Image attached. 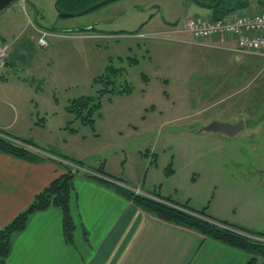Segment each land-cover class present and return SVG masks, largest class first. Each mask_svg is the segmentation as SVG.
<instances>
[{
	"label": "rangeland",
	"instance_id": "1",
	"mask_svg": "<svg viewBox=\"0 0 264 264\" xmlns=\"http://www.w3.org/2000/svg\"><path fill=\"white\" fill-rule=\"evenodd\" d=\"M54 1L13 0L0 9V44L9 45L10 60L0 77V125L29 134L43 146L30 148L43 156L55 150L83 163L52 154L62 160L61 171L103 165L109 174L139 185H123L135 193L158 192L264 233V123L234 134L203 130L212 121L237 123L245 107L258 104L264 111V63L238 94L189 96L182 87L186 80L168 81L167 73H191L193 64H186L191 56L193 71L202 74L205 65L197 64L194 53L198 45L189 43L192 37L185 32L159 31L166 22L208 9L192 0H112L83 14L60 16ZM254 1L264 4L246 0ZM41 30L68 37L47 34V45L41 46ZM162 43L172 47L170 58L157 56ZM229 62L221 58V64ZM108 66L122 70L115 83H95ZM127 84L129 91H118ZM102 86L115 91L99 95ZM80 95L100 96L93 125L68 124L65 105ZM247 236L264 243V236ZM250 256L252 264H264V255Z\"/></svg>",
	"mask_w": 264,
	"mask_h": 264
},
{
	"label": "crops",
	"instance_id": "2",
	"mask_svg": "<svg viewBox=\"0 0 264 264\" xmlns=\"http://www.w3.org/2000/svg\"><path fill=\"white\" fill-rule=\"evenodd\" d=\"M250 3L244 7L248 12L258 11L260 6L264 9V4L257 1ZM206 9L209 13L195 18H208L211 10ZM242 9L236 12H243ZM186 18L190 17L184 16L182 20ZM174 22H166L159 32L165 35L184 33L171 25ZM46 32H49L48 35L68 37L49 30ZM134 35L143 34L137 32ZM188 42L199 46L194 48V53L198 52L197 64L205 65L203 73L193 71L196 68L189 56L186 64H193L192 72L167 73V78L168 81L186 80L182 87L189 96L205 98L238 94L258 73L260 63H264L262 55L233 50L235 44L230 38L212 37ZM156 53L157 56L168 55L167 58H170L172 47L162 43L157 46ZM217 54L225 62L230 60L229 64H221ZM210 61L217 65V69L208 63ZM9 64L8 59L1 66L0 77ZM200 78L204 81H198ZM258 107L257 104L254 109L253 105L241 109L237 120H242L244 127H253L259 120L264 121V111ZM5 128L8 129L0 125V129L11 136L35 142L29 134L14 133ZM57 161L62 162L52 154L47 159L32 162L0 151V228L24 210L35 195L60 174L61 167ZM81 170L99 175L95 169L85 165ZM82 171L75 172L73 183L71 212L75 226L71 240L63 232L61 209L48 206L34 212L25 227L13 235L6 264H246L248 261L250 254L246 251L206 237L195 229L160 219L124 197L111 184L101 183ZM119 184L132 186V189L139 186L129 185L125 180ZM142 193L151 192L142 190Z\"/></svg>",
	"mask_w": 264,
	"mask_h": 264
},
{
	"label": "trees",
	"instance_id": "3",
	"mask_svg": "<svg viewBox=\"0 0 264 264\" xmlns=\"http://www.w3.org/2000/svg\"><path fill=\"white\" fill-rule=\"evenodd\" d=\"M97 1L100 0H60L59 7L65 11H77ZM230 2L231 4H235L232 8L227 7ZM261 2L262 1L259 3ZM247 5L248 3L246 0H221L220 5L210 9L211 14L208 18H222L230 13L236 12L238 9L246 7ZM233 8L237 9L232 10ZM120 72H122L121 68L108 66L107 72L101 76L95 77L94 82L97 83V81L99 82L104 80V82L101 83H104L105 85L110 83L112 86V84L115 83V78L119 76ZM104 86L101 87L103 89L99 90V95H103L108 91H110L109 93L115 91L113 88L115 86L110 87L108 90L104 89ZM129 89L130 86L127 84L126 87L120 88L118 91L124 92L129 91ZM99 108L100 96L80 95L70 98L65 105V109L70 115L68 124L70 125L74 121H79L83 125H93L94 116L97 111L99 112ZM70 129L75 130L72 127H70ZM30 146L41 149L38 144L30 139L14 137L0 129L1 152L32 162L48 158V156H43L38 151L30 148ZM51 152L60 158H70L71 161H75L78 165L83 164L80 160L65 154H60L55 150H52ZM57 163L59 167L63 166L61 161H57ZM95 171L99 175L88 176L100 181L101 183L111 184L114 189L124 197L132 200L137 206L159 217L160 219L195 229L206 237H210L229 246L244 250L249 254L251 253V255H264V243L246 235L264 236L263 232L251 230L226 219L213 217L207 213L205 207L202 209H194L188 205V202H177L172 200L170 197L161 196L158 192H151L154 196H150V194L147 193H135L132 189L119 184V182H123V180L107 173L102 165L97 167ZM74 177L75 171L70 170L67 166H65V170L61 171L60 174L43 190L38 192L24 210L19 212L8 223L0 228V264H6V259L11 249L13 235L25 227L27 220L34 212L47 208L48 206H56L61 209L63 214V232L65 237L68 240H71L72 232L75 226L71 212ZM103 177L118 180L119 182L109 183ZM180 206L182 208H180ZM253 261L254 256H250L246 264H252Z\"/></svg>",
	"mask_w": 264,
	"mask_h": 264
},
{
	"label": "built area",
	"instance_id": "4",
	"mask_svg": "<svg viewBox=\"0 0 264 264\" xmlns=\"http://www.w3.org/2000/svg\"><path fill=\"white\" fill-rule=\"evenodd\" d=\"M175 27L178 31L188 33L196 42L212 37L230 38L235 44L233 50L264 56V9L254 12H233L217 19L186 18ZM46 35L47 32L41 30L38 37L41 46L47 45ZM8 54L9 45L1 43L0 68L6 62Z\"/></svg>",
	"mask_w": 264,
	"mask_h": 264
},
{
	"label": "water",
	"instance_id": "5",
	"mask_svg": "<svg viewBox=\"0 0 264 264\" xmlns=\"http://www.w3.org/2000/svg\"><path fill=\"white\" fill-rule=\"evenodd\" d=\"M11 1H13V0H0V9H3L4 7H6ZM59 1L60 0L54 1V7H55L56 11L58 12V14L60 16H74V15L83 14L89 10L97 8V7L101 6L102 4H105V3L112 1V0H100L98 2H95L91 5L85 7L81 10H77V11L62 10L59 7ZM193 1L197 4H199L200 6L205 7V8H210V7H213L215 5V4H209V3L204 2L202 0H193ZM218 1L219 0H216V3H218ZM243 127L244 126H243L242 120H239L235 124L212 121L209 125L203 127V130H213V131H220V132H223L226 134H234V133L238 132L239 130H241Z\"/></svg>",
	"mask_w": 264,
	"mask_h": 264
},
{
	"label": "flooded vegetation",
	"instance_id": "6",
	"mask_svg": "<svg viewBox=\"0 0 264 264\" xmlns=\"http://www.w3.org/2000/svg\"><path fill=\"white\" fill-rule=\"evenodd\" d=\"M193 1V0H192ZM202 1H204V2H207V3H209V4H215L213 7H216V6H218V5H220L221 4V0H219L218 1V3H216V0H202ZM213 7H210L209 9H211V8H213ZM179 23V20L178 21H176V22H174V23H172L171 25H176V24H178ZM93 28V27H92ZM235 121H239V120H235ZM264 123V121L263 120H259L258 122H257V125H258V123L260 124V123ZM256 124L253 126V127H255V126H257Z\"/></svg>",
	"mask_w": 264,
	"mask_h": 264
},
{
	"label": "bare ground",
	"instance_id": "7",
	"mask_svg": "<svg viewBox=\"0 0 264 264\" xmlns=\"http://www.w3.org/2000/svg\"><path fill=\"white\" fill-rule=\"evenodd\" d=\"M185 9V8H184ZM184 11V10H183ZM70 106V105H69ZM184 226V225H183Z\"/></svg>",
	"mask_w": 264,
	"mask_h": 264
}]
</instances>
